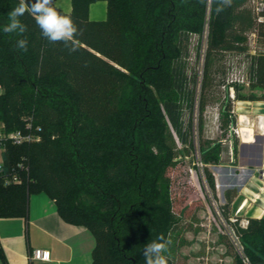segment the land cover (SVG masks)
I'll return each instance as SVG.
<instances>
[{"label":"trees","instance_id":"obj_1","mask_svg":"<svg viewBox=\"0 0 264 264\" xmlns=\"http://www.w3.org/2000/svg\"><path fill=\"white\" fill-rule=\"evenodd\" d=\"M97 1L71 0L70 12L54 3L79 29V50L69 52L44 38L30 13L20 17L23 36L5 33L20 0H0V123L6 132L31 124L40 135L5 142L0 217H26L29 196L45 192L66 221L93 233L92 264H144L145 245L161 234L168 240L179 220L169 169L177 160L174 133L192 144L191 121L183 122L196 100L198 73H189L185 60L191 36L206 34L203 89L213 78L220 89L225 51L245 50L246 34L263 32L264 24L249 0H233L219 15L215 3L200 0H104L106 18L91 20ZM22 38L26 52L16 47ZM253 71L252 86L264 88V54ZM229 111L223 106L222 115ZM223 149L220 142L201 149L212 189L208 165L219 164ZM13 175L20 181L5 184ZM235 231L250 262L264 264V216L235 224ZM234 264H245L239 252Z\"/></svg>","mask_w":264,"mask_h":264},{"label":"rangeland","instance_id":"obj_2","mask_svg":"<svg viewBox=\"0 0 264 264\" xmlns=\"http://www.w3.org/2000/svg\"><path fill=\"white\" fill-rule=\"evenodd\" d=\"M205 50L206 34H193L189 43V54L185 60L189 73L193 70L198 73L196 100L193 113L189 114L188 109H185L183 115L185 125L191 121L192 144L182 143L174 133L177 160L169 169L173 210L179 218L169 234L168 240L171 244L165 253L171 258L172 264H234L238 251L231 239V232L235 229V224L239 226L243 220L250 217V214H254V211L238 214L237 210L243 197L241 187L239 182L227 187V183H233V177L223 175L221 169L219 170L221 187L210 189L208 183L202 179V169L197 164L196 150L201 153L202 147L226 137L225 129L230 121V114L236 122L240 114L246 115L250 123L246 124L244 121L242 125L252 127L256 134L260 133L258 124L259 121L261 123L264 121V88L252 85L247 88L239 87L238 101L236 99L235 102L224 98L217 86L218 78H213L211 86L204 90L202 77ZM201 104H204L202 113ZM227 104L230 105L231 111L224 117L222 108ZM235 138L236 153L239 154L241 141L238 137ZM229 161L228 148L224 146L219 164H228ZM213 166H208L212 175L216 171ZM228 189L232 191L230 201L226 194ZM257 206L261 205L255 202L254 205L247 207L256 209ZM260 213L255 212V215ZM232 219L235 222H232Z\"/></svg>","mask_w":264,"mask_h":264},{"label":"crops","instance_id":"obj_3","mask_svg":"<svg viewBox=\"0 0 264 264\" xmlns=\"http://www.w3.org/2000/svg\"><path fill=\"white\" fill-rule=\"evenodd\" d=\"M54 3L66 12L72 10L71 0H54ZM106 16V1L99 0L90 5L91 20H103ZM260 133L264 135L263 131ZM236 156L234 161L230 160L228 164H220V166L223 175L228 178L233 177V183H227V187L239 182L243 193L241 203L246 199L245 206L238 214L254 211L250 217H262L264 186L254 173L256 166L244 165L251 156L241 157L240 153H236ZM255 202L261 206H257L256 209L247 207L254 205ZM258 211L261 212L260 215H255ZM94 245L95 238L91 230L86 226L66 221L59 214L55 200L45 192L33 193L29 196L26 217H0V248L4 254L3 264H92ZM37 248L50 250V259H31L32 251Z\"/></svg>","mask_w":264,"mask_h":264},{"label":"built area","instance_id":"obj_4","mask_svg":"<svg viewBox=\"0 0 264 264\" xmlns=\"http://www.w3.org/2000/svg\"><path fill=\"white\" fill-rule=\"evenodd\" d=\"M249 5L252 8L257 21L259 23L264 24V0H249ZM246 49L245 50H229L225 51L224 53V81L220 85V90L222 91L224 98L226 100H230L235 102L237 99V89L239 87H250L255 77V73L253 71V66L255 64V57L264 54V28L263 32H259L257 30L250 31L246 34ZM238 101V99H237ZM231 111V110H230ZM234 110H232L233 112ZM244 121L246 124H249V118L244 115ZM259 120H261V115L258 116ZM241 114L238 117V122L233 119L232 115L230 114V121L226 126V137L221 138L218 142L228 148V154L230 156V160L234 161L236 157V138L238 137L241 142L243 141V128H242V121H241ZM258 127L260 131H264V121L261 123L259 121ZM27 131L23 130H14L11 132L4 131V124L0 123V167L2 165V152L5 149V142L10 141L14 144H22L25 142H34L40 140V135L37 133L32 132L31 124L27 125ZM197 154V164L202 169V179L205 180L210 189L213 190L208 182L207 176L205 174V164L201 159L200 151L196 150ZM214 165V181L216 180L215 187L220 188V174L219 170L221 169L220 164H210ZM209 166V165H208ZM218 173V174H217ZM254 173L257 174V177L264 186V162L261 166H256L254 168ZM20 178L17 175L7 176L4 178L5 184H9L11 182H19ZM246 204V199L239 205L238 210L240 211ZM232 222H235L232 219ZM248 224V219L243 220L240 226L246 227ZM231 239L233 244L235 245L237 251L241 255L243 262L245 264H252L249 258L245 255L243 251V246L240 242L239 235L237 232L232 230L231 232ZM51 256V252L48 249L37 248L34 249L31 253V259H41V260H49ZM0 264H3L0 261Z\"/></svg>","mask_w":264,"mask_h":264},{"label":"clouds","instance_id":"obj_5","mask_svg":"<svg viewBox=\"0 0 264 264\" xmlns=\"http://www.w3.org/2000/svg\"><path fill=\"white\" fill-rule=\"evenodd\" d=\"M201 4L215 3V11L217 15L231 7L233 0H200ZM25 13H30L41 30L42 36L51 43L63 42L65 48L69 52L79 50V29L72 18L68 15L61 14L57 7L54 6V0H34L32 3L26 0H20L18 6L8 13L9 22L3 27L5 33L23 36L26 25H24L20 17ZM17 49L27 51L28 40L22 38L17 40ZM170 240H165L163 234L159 235L156 240L147 243L143 250L144 264H168V258L165 253L168 252Z\"/></svg>","mask_w":264,"mask_h":264},{"label":"water","instance_id":"obj_6","mask_svg":"<svg viewBox=\"0 0 264 264\" xmlns=\"http://www.w3.org/2000/svg\"><path fill=\"white\" fill-rule=\"evenodd\" d=\"M240 156H251L250 160L244 165L261 166L264 162V135L257 133L252 143L241 142Z\"/></svg>","mask_w":264,"mask_h":264},{"label":"bare ground","instance_id":"obj_7","mask_svg":"<svg viewBox=\"0 0 264 264\" xmlns=\"http://www.w3.org/2000/svg\"><path fill=\"white\" fill-rule=\"evenodd\" d=\"M244 114H241V121L244 122ZM243 128V141L248 142V143H252L255 140V131L252 127L248 126V125H242ZM264 133V131H263Z\"/></svg>","mask_w":264,"mask_h":264}]
</instances>
